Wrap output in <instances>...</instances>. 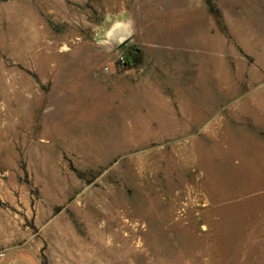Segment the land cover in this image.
Returning a JSON list of instances; mask_svg holds the SVG:
<instances>
[{
    "label": "rangeland",
    "instance_id": "1",
    "mask_svg": "<svg viewBox=\"0 0 264 264\" xmlns=\"http://www.w3.org/2000/svg\"><path fill=\"white\" fill-rule=\"evenodd\" d=\"M0 223L42 264H264V0H0Z\"/></svg>",
    "mask_w": 264,
    "mask_h": 264
},
{
    "label": "crops",
    "instance_id": "2",
    "mask_svg": "<svg viewBox=\"0 0 264 264\" xmlns=\"http://www.w3.org/2000/svg\"><path fill=\"white\" fill-rule=\"evenodd\" d=\"M14 230L0 223V264H42L39 249L28 243L15 242Z\"/></svg>",
    "mask_w": 264,
    "mask_h": 264
},
{
    "label": "bare ground",
    "instance_id": "3",
    "mask_svg": "<svg viewBox=\"0 0 264 264\" xmlns=\"http://www.w3.org/2000/svg\"><path fill=\"white\" fill-rule=\"evenodd\" d=\"M127 32H128V29L126 27V24L121 23V22H117V23L113 24L112 27L109 29L108 38L110 40L118 41V40L123 39V37H125Z\"/></svg>",
    "mask_w": 264,
    "mask_h": 264
},
{
    "label": "built area",
    "instance_id": "4",
    "mask_svg": "<svg viewBox=\"0 0 264 264\" xmlns=\"http://www.w3.org/2000/svg\"><path fill=\"white\" fill-rule=\"evenodd\" d=\"M3 256V252L2 251H0V259H1V257Z\"/></svg>",
    "mask_w": 264,
    "mask_h": 264
}]
</instances>
